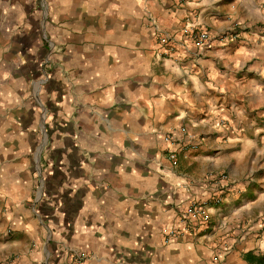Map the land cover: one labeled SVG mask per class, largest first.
Masks as SVG:
<instances>
[{"label": "crops", "instance_id": "0c3cea01", "mask_svg": "<svg viewBox=\"0 0 264 264\" xmlns=\"http://www.w3.org/2000/svg\"><path fill=\"white\" fill-rule=\"evenodd\" d=\"M260 2L48 0L37 14L31 0H0V254L19 250L13 264H53L55 250L86 251L84 264H212L227 246L223 264L264 255L263 227L248 221L264 197L235 206L236 188L212 211L208 236L164 239L227 163L239 174L245 158L251 173L259 163L247 131L264 107V63L253 61L264 59ZM148 15L171 35L198 26L215 40L209 49L178 44L162 58ZM235 25L256 29L224 38ZM44 55L60 76L47 77ZM170 132L197 142L179 155L178 176L165 155ZM183 177L202 187L177 189ZM46 184L56 206L50 254L30 204Z\"/></svg>", "mask_w": 264, "mask_h": 264}, {"label": "rangeland", "instance_id": "374dc122", "mask_svg": "<svg viewBox=\"0 0 264 264\" xmlns=\"http://www.w3.org/2000/svg\"><path fill=\"white\" fill-rule=\"evenodd\" d=\"M45 1L47 2L48 0H31V8L33 9V11H35V13L41 14V12H43V9L39 10V8H40L39 3H42L45 6L46 5ZM259 5L260 6L258 8L259 9L258 16H259L260 22L257 23L255 26V27H257V29L255 27H252V26H248L251 28L250 29V28L245 27V26L243 27L240 25H235V28L232 27V29L229 30L228 32L231 34V33H233V31H236V32L238 31L240 33V36H241V34H243L244 32L246 33L248 30H252L255 28L257 31H259V37H261L264 40V1L261 0ZM145 18H146V25L149 29V33H150L151 37L157 38L155 28L162 31L158 27L157 20L152 15H148ZM182 33H183V31L178 36L180 38H178L175 35L179 39V44L180 45H182V44L189 45L182 38ZM229 38H231L233 40L239 39V37H237V38L229 37ZM53 48H54V46H53ZM53 54L54 53H52V55ZM45 55L42 57V60L45 64V67L51 66V67H48L49 76H47V77L48 78L51 77V79H53L55 74H58L60 76V74H61L60 70L61 69H60V67H58V62H56L57 61L56 58H53L52 55H50L46 58ZM162 55H163L162 58H164L170 54H165V52H162ZM253 61H260L261 63H264V59H261L260 57L257 59H254ZM253 61L252 60L248 61L247 66L252 64ZM55 63H56V66H55ZM257 81H258V88H257L258 91L264 93V65L262 66L260 73H258V75H257ZM259 112H260L259 115H257L255 119L253 116H251L252 117V123L250 124L251 126L248 128V131H247L248 133H250V134H248L247 143H249V145L251 147H255L256 149H259V154H257V156L259 157V161H258L259 163L256 164L257 165L256 170L253 173L249 172L248 169L251 168L252 164H250L248 167L247 158H245L242 161V163H240V165H239L240 166V169H239L240 174L238 173L237 166L235 167L234 165H229V163H227L226 166L227 167L229 166V169H227L225 173H221V174L217 175L211 181V184L208 185V190H207L208 193L206 195L207 196L206 198H202V199L201 198H195L194 200H191L189 203H187L186 205H184L181 208V210L179 211V226L174 227V228H170L164 234V239H165L166 243H171V244L177 243L179 239H181L187 235L193 236L195 239L196 238L200 239L202 237L208 236L210 231H212V229L214 227V223H213V219H212V216H213L212 211L214 209L220 208L226 202L228 194H230L232 191H234L235 188H236V190H238L236 193L237 198L235 200V206L241 204V206L243 208H245L248 205L257 203L261 197H264V107ZM165 136H166L165 140L168 144V147L165 150L166 159L171 163V167H173L172 168V174L178 176L179 172H182L181 169L178 168L179 155H181L184 151H186L188 149H191V148L195 149L197 147V142L195 141V139L192 136H190L189 134H186V133L170 132V133H167ZM254 145H256V146H254ZM250 148H248V149H250ZM172 151H176L178 153L177 159L174 161H171L169 159ZM233 161L234 160H232V162ZM190 170H191V172H189V170H187L186 172H183V174H189V173L192 174V170H196V169L191 168ZM223 176H227V179H226L227 185L224 188L225 190L222 189V191H221V190H219V187L217 186L216 183L218 182L217 179H219ZM40 181H41V183H39L38 188H41L42 183H44V178L41 179ZM201 183H200V180H198V179H185L183 177V179H181V182L178 183L176 187H177V189L188 190L187 192L189 193V191L191 192L192 190L201 188L202 187V185H200ZM212 186L215 187L214 191H210V188L213 189ZM40 190L42 191L41 198L40 199H36V197L33 198L30 201V204L33 205L35 215L39 218L42 225H44L46 231L48 232L49 241H48V244L46 245V248L48 249V251H50V252H48L50 254L51 250H52L51 241L53 240V237H54V234H53L54 225L51 224L54 221H53V216L50 215V213H53V210L56 209V206H55V203L53 201V197L49 195V190H48L47 184L44 185V188L40 189ZM214 194L221 195V197H222V203L218 206H215L213 203H211L212 202L211 201L212 195H214ZM198 203H206V205L208 207V218L210 221L209 227H205L204 226L205 224H202L200 222L197 225H195L194 223H192L188 219V211L190 209L194 208V205L198 204ZM232 215H235V213ZM63 219H64V216H63V218H60L58 220L56 219L58 222L64 223L63 224L64 225L63 233L71 232V229H72L71 225L72 224L68 225ZM248 221L251 223V225L252 224H256V225L261 224V226L263 228L260 229L261 228L260 227L259 232L264 231V203H262L261 205L260 204L258 205V207L254 210L253 214L251 215V217L248 218ZM56 227H58V225H56ZM0 234H2V232ZM7 234H8V231H7ZM9 235H10V232H9ZM227 249H229L228 246L226 247V249H220L218 247L216 250H214V252L212 254H210V255H212V259H211L212 264H223L225 262V258L227 256V252H228ZM57 251L55 250L52 252L53 260H54L53 264H84L90 258V255L86 251H81V250H70V251L67 250L66 252L62 251V250L58 251V252ZM9 252H11V253L6 252L5 255L0 254V258H1L0 264H13L15 262V258H17L19 256V255L18 256L16 255V254H18L19 250H13V252L10 250ZM9 254H11V255H9ZM245 255H244V260H245ZM257 257H264V255H259ZM50 263L51 262L49 261V264Z\"/></svg>", "mask_w": 264, "mask_h": 264}, {"label": "built area", "instance_id": "2783aa9c", "mask_svg": "<svg viewBox=\"0 0 264 264\" xmlns=\"http://www.w3.org/2000/svg\"><path fill=\"white\" fill-rule=\"evenodd\" d=\"M155 31L158 41L161 45V48L164 50L165 54L174 53V51L177 50L179 39L175 35H171L164 31H160L156 28ZM226 37L237 38L240 37V33L238 31L237 32L233 31V33L231 34L228 33L224 38ZM182 38L187 44H191L194 45V47L196 48H202V49L211 48L212 43L215 40V37H213L212 33L209 30L200 28L198 26H190L185 28L182 33ZM177 154L178 153L176 151H172L169 159L171 161L176 160ZM226 179L227 176H223L217 179L218 182L216 184L219 187V190L222 191V189H224L225 186L227 185ZM211 201H212L211 203H213L215 206H218L222 203V197L221 195L214 194L212 195ZM188 219L195 225H197L200 222L202 224H205L204 225L205 227H209L210 221L208 218V207L206 203L195 204L194 208L188 211Z\"/></svg>", "mask_w": 264, "mask_h": 264}, {"label": "trees", "instance_id": "16d2710c", "mask_svg": "<svg viewBox=\"0 0 264 264\" xmlns=\"http://www.w3.org/2000/svg\"><path fill=\"white\" fill-rule=\"evenodd\" d=\"M245 260L249 264H264V257H257L252 253H248L245 255Z\"/></svg>", "mask_w": 264, "mask_h": 264}]
</instances>
